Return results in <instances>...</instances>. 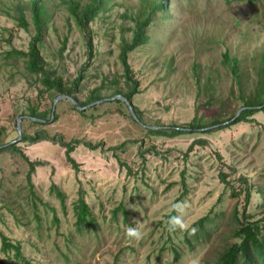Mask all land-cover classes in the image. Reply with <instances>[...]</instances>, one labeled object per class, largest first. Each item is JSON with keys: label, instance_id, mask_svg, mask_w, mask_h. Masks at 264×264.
Returning <instances> with one entry per match:
<instances>
[{"label": "rangeland", "instance_id": "rangeland-1", "mask_svg": "<svg viewBox=\"0 0 264 264\" xmlns=\"http://www.w3.org/2000/svg\"><path fill=\"white\" fill-rule=\"evenodd\" d=\"M153 1L105 0L83 26L66 0H44L40 52L47 67L68 85L78 81L80 101L95 94L107 100L80 111L62 99L57 118L50 113L39 122L31 109L53 110L56 93L28 66L36 34L29 0H0V264H214L240 243L244 222L264 236V0H167L146 29L147 42L129 53L140 84L130 102L139 122L113 98L131 85L121 39H131ZM88 2L78 0L79 14ZM225 52L239 59L238 78ZM243 102L257 112L231 122ZM195 120L220 124L173 136L143 126ZM37 131L53 141L23 140ZM60 139L80 141L70 154L77 167ZM82 199L89 206L83 221ZM179 202H187L188 227L169 231ZM137 220L142 238L129 239ZM2 236L20 243L23 259L4 251Z\"/></svg>", "mask_w": 264, "mask_h": 264}, {"label": "trees", "instance_id": "trees-1", "mask_svg": "<svg viewBox=\"0 0 264 264\" xmlns=\"http://www.w3.org/2000/svg\"><path fill=\"white\" fill-rule=\"evenodd\" d=\"M104 1L105 0H89V2L86 4V8L83 11V15L77 12V8L79 6L78 0H66V3L72 5V10L77 16L76 18L83 26H85V24L92 18L93 14H95L98 10H100L103 7ZM166 3L167 0L153 1L149 14L144 15L139 21H137L136 28L133 32L131 39L129 40L125 36H123L121 39L120 58L124 67L125 74L128 80L131 82V85L127 93L118 92L117 95L119 94L123 95L130 102L132 101L133 95L138 94L140 92L139 91L140 84L138 80L133 77L132 69L129 64V53L134 49H136L138 46L147 42L148 35L146 33V29L152 22L153 16L156 13V11L157 10L164 11L166 9V5H167ZM29 6L31 11L32 22L36 30V34L32 37L29 45V52H28L29 69L37 74L42 75L41 80L43 82V85L45 86V90H47V92L48 90L49 92L54 91L56 93V97L61 94H67L69 96L74 97V99L77 102H79L81 106H86L90 103L99 101L101 97L98 94H95L92 97H90V99L87 102L80 101L78 97L74 94V90H76L77 88L78 81L73 82L72 85H68L64 82L63 78L60 75H58L56 70L49 69L47 67V64L44 62V59L40 52V45L42 44V36L46 23V17L48 14L47 6L44 3V0H29ZM19 14H20L19 22L21 26L26 28L29 25L26 15L23 12V10H19ZM88 44L91 45V42H89ZM223 61L225 62V64H227L230 67L233 74L238 78L239 68H240L239 59L231 57L228 52H225L223 54ZM262 68L264 70V57H263ZM262 92H263V97L262 99L260 98L258 100V104L259 106H262L261 110L264 111V74L262 75ZM243 103H244L243 107H247V108L244 109L241 112V114L236 118L235 123L246 121L247 117L257 112V109H255L256 107H254V105H252L251 102H243ZM132 107L134 108V111L138 116L139 120L143 122V118L139 109L136 106H132ZM50 113H52V106L50 107L49 112L39 111L37 107L36 108L33 107V109H31L30 116L32 118H36L37 121H39L38 119L46 121ZM55 118H57L56 114H55ZM216 124H220V122L218 120H215L209 125V123H200V122H196L195 120L187 124V127L175 125L167 128L164 125H156L157 128L154 129L148 128L149 129L148 131H150L154 135L159 134V135L173 136L176 134L183 133L184 129L186 128L190 130H196L197 128H208L209 126H213ZM40 134L41 133H39L38 131L34 135L24 134L23 140L32 143L45 139L52 140L49 139L50 137H48L46 133L43 132L42 135ZM59 142L61 146L65 147L66 149V157L68 158V161L77 167V163L75 159H73V157H71L70 154L74 151L75 147L77 146V144L80 143V141L75 140L71 142H65L63 139H60ZM86 145L88 147H91L92 149L98 147V145H93L87 142ZM9 147L11 150L13 149L18 150L17 146L10 145ZM29 164H30L29 179H31V174L35 171L36 164L33 162H30ZM222 177L224 178L225 175H223ZM59 196L62 199L64 198V194L62 192L59 193ZM249 196L250 193H247V198H246L247 203H249ZM78 207H79V212H78L79 219L83 221L86 218V216L89 215V206L82 199L80 200ZM246 212L247 211H245V213ZM174 215H176L175 211L171 214V216ZM237 235L238 238L241 239L240 243H235L231 247H229L218 258V260L214 264H264V236L260 235L259 225L254 223L244 222L242 227L237 231ZM2 240H3L4 251L13 249L15 250V256L23 259L20 243L12 244L4 236H2Z\"/></svg>", "mask_w": 264, "mask_h": 264}, {"label": "water", "instance_id": "water-1", "mask_svg": "<svg viewBox=\"0 0 264 264\" xmlns=\"http://www.w3.org/2000/svg\"><path fill=\"white\" fill-rule=\"evenodd\" d=\"M62 99H66V100H68L70 103H72V104H73L78 110H80V111L86 110L87 108L92 107V106L95 105V104H98V103H101V102H104V101L107 100V99H105V100H99V101H96V102L90 103V104H88V105H86V106H81L80 103L77 102V101L74 99V97L69 96V95H67V94H61V95L57 96L56 99L54 100L53 110H52V119H51V120H53L54 117H55L56 104L58 103V101H60V100H62ZM113 99H122L123 101H125V102L127 103V105L129 106L130 112H131L132 116L134 117V119H135L136 121H139V122H140L138 116L136 115V113H135V111H134V108L132 107L130 101H129L126 97H124V96H122V95H117V96L114 97ZM246 108H247V107H243V108H241V109L238 111V113L235 115V117L231 120V122L234 121V120H236V118H237V117L241 114V112H242L244 109H246ZM33 119L37 120L36 118H33ZM20 120H21V118L19 119V122H18V134H19V137H18V139H17L15 142H18V140H21V137H22V127H21V124H20ZM38 120L41 121V122H45L44 120H40V119H38ZM143 126H145V127H147V128H153V129H154V128H157V127H154V126H148V125H146V124H143Z\"/></svg>", "mask_w": 264, "mask_h": 264}, {"label": "clouds", "instance_id": "clouds-1", "mask_svg": "<svg viewBox=\"0 0 264 264\" xmlns=\"http://www.w3.org/2000/svg\"><path fill=\"white\" fill-rule=\"evenodd\" d=\"M187 202H179L173 205L177 215L171 216L167 221L169 231H175L177 229H186L188 226L184 219V209L187 208ZM138 220L134 222L135 226H129L126 230V236L129 239L139 240L142 238V232L138 226ZM195 231V229H193Z\"/></svg>", "mask_w": 264, "mask_h": 264}]
</instances>
